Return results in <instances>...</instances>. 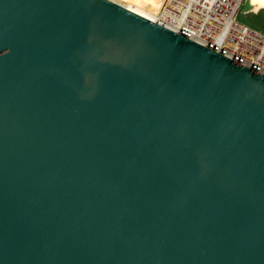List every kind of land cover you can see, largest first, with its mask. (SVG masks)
<instances>
[{
    "label": "water",
    "instance_id": "1",
    "mask_svg": "<svg viewBox=\"0 0 264 264\" xmlns=\"http://www.w3.org/2000/svg\"><path fill=\"white\" fill-rule=\"evenodd\" d=\"M145 3L0 0V264H264V74Z\"/></svg>",
    "mask_w": 264,
    "mask_h": 264
},
{
    "label": "built area",
    "instance_id": "2",
    "mask_svg": "<svg viewBox=\"0 0 264 264\" xmlns=\"http://www.w3.org/2000/svg\"><path fill=\"white\" fill-rule=\"evenodd\" d=\"M242 2L165 0L153 21L264 74V33L238 20Z\"/></svg>",
    "mask_w": 264,
    "mask_h": 264
},
{
    "label": "bare ground",
    "instance_id": "3",
    "mask_svg": "<svg viewBox=\"0 0 264 264\" xmlns=\"http://www.w3.org/2000/svg\"><path fill=\"white\" fill-rule=\"evenodd\" d=\"M209 1L211 2L212 0ZM164 2L165 0H146L145 5L139 7L130 4L127 8L146 16L149 19L157 20V16L160 14ZM245 2L246 0H243L237 18L242 21V23L264 33V20L262 22L260 21V19H264V16L261 14L264 7L259 3V0H254L250 5H246ZM256 10H258L257 15L255 13ZM217 40L220 41L219 43H222L220 39Z\"/></svg>",
    "mask_w": 264,
    "mask_h": 264
},
{
    "label": "rangeland",
    "instance_id": "4",
    "mask_svg": "<svg viewBox=\"0 0 264 264\" xmlns=\"http://www.w3.org/2000/svg\"><path fill=\"white\" fill-rule=\"evenodd\" d=\"M253 1H254V0H246L245 3H246V5H250V3H253ZM259 3L264 7V0H259ZM257 11H258V10H256V12H255L256 15L258 14ZM261 14H262V16H264V10L262 11ZM262 16H261V17H262ZM263 20H264V19H260L261 22H262ZM261 22H260V23H261Z\"/></svg>",
    "mask_w": 264,
    "mask_h": 264
}]
</instances>
